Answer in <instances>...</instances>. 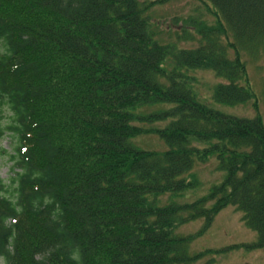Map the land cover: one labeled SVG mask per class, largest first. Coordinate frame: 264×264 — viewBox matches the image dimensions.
<instances>
[{"label": "trees", "instance_id": "trees-1", "mask_svg": "<svg viewBox=\"0 0 264 264\" xmlns=\"http://www.w3.org/2000/svg\"><path fill=\"white\" fill-rule=\"evenodd\" d=\"M167 1L0 0V137L15 170L0 178L1 264H193L190 243L227 206L255 239L211 252L264 248V125L243 58L264 54V0H199L211 25L160 31L152 7ZM197 71L220 79L214 102L254 116L201 101ZM147 134L165 149L136 147ZM211 158L222 179L178 202Z\"/></svg>", "mask_w": 264, "mask_h": 264}, {"label": "rangeland", "instance_id": "rangeland-1", "mask_svg": "<svg viewBox=\"0 0 264 264\" xmlns=\"http://www.w3.org/2000/svg\"><path fill=\"white\" fill-rule=\"evenodd\" d=\"M148 1V0H145ZM156 1V0H155ZM153 18L159 24V30H166L177 19L179 23L172 25L171 29L175 30L184 19L194 18L198 22L203 21L211 25L214 22L213 16L206 9V6L199 0H169L163 4H156L152 7ZM178 24V25H177ZM193 26V24H191ZM166 40L165 35L162 36ZM188 46L193 44H180ZM247 62L249 78L258 100V114L262 117L264 125V103L262 91L264 90V54L256 61L247 56L243 57ZM195 77V90L202 96L201 101L207 105L238 116H254L255 111L248 103L241 107H228L214 102L211 98L214 86L220 81L212 71H197L192 74ZM8 111L0 115V126L6 125ZM166 122H157L155 125L162 127ZM134 145L143 150L162 151L165 144L156 134H147L136 137L132 140ZM12 148V139L9 132H5L0 137V178L7 182L9 177L13 176L11 162L6 153ZM2 149L4 152L2 153ZM216 160L210 159L208 164L197 163L193 169V175L198 181V186L189 188L180 194L178 202H190L200 196L205 195L212 184L218 183L224 173L215 170ZM189 177V175H186ZM202 224V220L192 221L178 229L181 234L193 233ZM255 239V233L248 229L241 221V214L232 206L222 209L214 217L209 229L200 237L195 238L189 245V253L196 254L201 252L200 258L193 264H264V248L250 249L235 248L223 253H212L211 250L221 249L235 244H248ZM1 264V262H0Z\"/></svg>", "mask_w": 264, "mask_h": 264}]
</instances>
